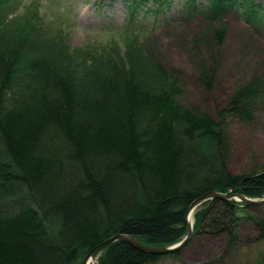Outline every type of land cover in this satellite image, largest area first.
I'll list each match as a JSON object with an SVG mask.
<instances>
[{"label": "trees", "instance_id": "1", "mask_svg": "<svg viewBox=\"0 0 264 264\" xmlns=\"http://www.w3.org/2000/svg\"><path fill=\"white\" fill-rule=\"evenodd\" d=\"M123 1L129 17L121 30L109 29L113 44L140 43L145 27L135 23L173 3ZM195 1L182 0L180 13L204 14L212 24L235 10L255 16L264 6ZM24 5L0 0V264H80L117 234L169 247L185 237V214L202 195L235 186L232 193L264 198V167L229 173L224 122L233 116L248 124L264 111V75L236 86L214 121L176 103V73L95 41L73 47L69 25L50 21L37 0ZM251 208L212 199L196 210L194 232L225 243L201 264L223 261L237 247V212ZM255 224L264 237V219ZM180 252L147 255L116 241L97 264H155Z\"/></svg>", "mask_w": 264, "mask_h": 264}, {"label": "rangeland", "instance_id": "2", "mask_svg": "<svg viewBox=\"0 0 264 264\" xmlns=\"http://www.w3.org/2000/svg\"><path fill=\"white\" fill-rule=\"evenodd\" d=\"M32 1L36 0H21L24 6ZM39 1L50 21L69 25L66 29L71 46L81 47L95 41L105 44L108 53L150 58L178 75L182 93L175 100L177 104L214 121H220L218 115L225 113L235 88L264 75V31L259 30V25H264V6L255 16L235 10L226 14L222 22L212 24L201 13L187 17L180 14L182 0H173L155 18L138 15L140 25L135 23V26L145 27L140 43L114 38L113 44L109 41V29L119 31L126 25L123 0ZM258 1L264 3V0H255ZM195 2L197 5L204 0ZM150 5L151 1H147L145 9ZM27 12L24 9L20 14ZM224 122L229 173L242 175L254 166L264 167V111L248 124L233 116H227ZM237 215L242 218L238 224L237 247L216 264H264V237H259L261 231L255 224L264 219V204L252 206L248 212L238 211ZM248 216L254 221L247 219ZM224 247L223 238L198 236L195 231L179 258L168 257L155 264H201L216 259Z\"/></svg>", "mask_w": 264, "mask_h": 264}, {"label": "water", "instance_id": "3", "mask_svg": "<svg viewBox=\"0 0 264 264\" xmlns=\"http://www.w3.org/2000/svg\"><path fill=\"white\" fill-rule=\"evenodd\" d=\"M234 187L229 189L226 193L210 191L202 195L198 199H196L194 202H192V204L189 206L185 214V230H186L185 237L181 241L177 242L176 244L169 246V247H161V248L151 247V246H147L143 244L142 242L138 241L132 236L117 234L115 236H112L108 240H105L97 244L96 246H94L84 256L80 264H90V263L97 264L96 259L98 258L99 254L104 249H106L108 246H110L116 241H124L130 246H132L133 248H135L136 250L144 254H147V255H167V254H173V253L179 252L182 249H184L194 237V231H193L194 213L204 202L212 200V199H221L225 201L241 202L244 205H248V206H259V205L264 204V198L251 199L239 193H232V191L234 190Z\"/></svg>", "mask_w": 264, "mask_h": 264}]
</instances>
